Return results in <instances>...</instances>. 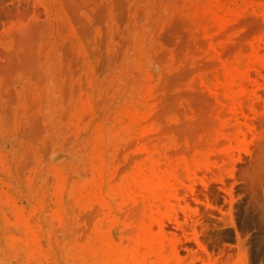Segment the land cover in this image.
Listing matches in <instances>:
<instances>
[{"label": "rangeland", "instance_id": "1", "mask_svg": "<svg viewBox=\"0 0 264 264\" xmlns=\"http://www.w3.org/2000/svg\"><path fill=\"white\" fill-rule=\"evenodd\" d=\"M0 264H264V0H0Z\"/></svg>", "mask_w": 264, "mask_h": 264}]
</instances>
